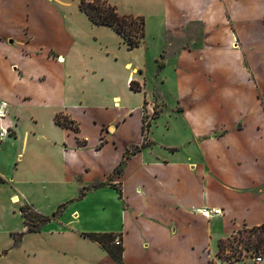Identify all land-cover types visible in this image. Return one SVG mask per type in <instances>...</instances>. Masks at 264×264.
I'll return each mask as SVG.
<instances>
[{
  "label": "crops",
  "instance_id": "obj_1",
  "mask_svg": "<svg viewBox=\"0 0 264 264\" xmlns=\"http://www.w3.org/2000/svg\"><path fill=\"white\" fill-rule=\"evenodd\" d=\"M133 1L155 18L158 46L150 51L143 39L129 50L111 29L118 47L110 43L107 71L101 54L84 50L78 31L55 14L53 0H0V101L9 105L0 127L13 130L0 142V192L7 188L15 203L20 195L19 208L35 212L40 200L33 195L52 194L69 208L110 212L108 221L92 220L89 231L119 236L123 264H205L220 241L264 226V94L257 74L264 75V8L254 31L244 33L226 0ZM233 75L246 93L206 92L209 79L221 87ZM155 105L158 116L144 135V116ZM56 116L77 130L57 125ZM145 136L148 146L114 173ZM96 183L106 186L79 198ZM196 208L222 215L205 219ZM78 220L59 219V228L42 232L49 248L44 242L35 249L33 261L115 264L81 235L88 232Z\"/></svg>",
  "mask_w": 264,
  "mask_h": 264
},
{
  "label": "rangeland",
  "instance_id": "obj_2",
  "mask_svg": "<svg viewBox=\"0 0 264 264\" xmlns=\"http://www.w3.org/2000/svg\"><path fill=\"white\" fill-rule=\"evenodd\" d=\"M80 0H53V5L56 10L54 11L61 17L62 21L70 27L72 31H78L80 35V44L85 50L93 49L97 53H100L102 56L101 63L107 71H109L110 64V43L113 47H118L117 38L114 36V40H110V31L111 29L101 27V26H92L85 16L81 14L78 10V4ZM227 5L230 11L235 14V22H233L234 27L239 31L247 33L248 31H254V27L257 25L258 21L261 18V11L264 8V0H241L236 2L235 0H226ZM116 7L119 13L120 11L131 12L132 10L136 12H141L145 20V29H144V40L149 44L150 51H156V46L158 43L154 41L153 34L157 30V22L155 18L151 16V13L146 9L141 8L137 1L133 0H111ZM42 11V9H40ZM124 14V13H122ZM126 14V13H125ZM132 14V13H127ZM134 15V14H133ZM48 22H51V19L57 21L56 15H48L45 17ZM47 24V23H46ZM159 30V29H158ZM163 30V28H162ZM198 27H194L191 31H197ZM106 31V32H105ZM161 31V30H160ZM166 31V29H164ZM170 31H174L173 29ZM158 32V31H157ZM163 32V31H162ZM166 36H164V39ZM117 44V45H116ZM211 46L215 45L211 42ZM234 48V47H233ZM255 50L259 49V44L254 46ZM171 49L167 47L164 52L165 55L169 54ZM251 55H249L250 57ZM157 59H159L157 57ZM255 60L252 61V65ZM108 63V64H107ZM153 65V63H151ZM153 68V66H152ZM154 69V68H153ZM148 70L149 67H148ZM258 79L260 82L259 92L264 94V75L261 71H257ZM155 71L149 75L148 84L153 85L155 82ZM206 92L210 95H218L220 92L222 94L230 95L235 93H246V88L240 82L236 76L229 77L227 83L223 86H219L213 78L209 79L206 83ZM262 101L264 106V96H262ZM160 106L155 105L154 111L159 112ZM153 115V114H152ZM151 115V116H152ZM151 116H144V125L147 122L151 121ZM11 138H8V140ZM9 172H12L13 165L9 167ZM7 185V184H6ZM6 189V190H5ZM17 194V193H16ZM18 195V194H17ZM20 201L22 202V197L18 195ZM60 196L57 194L49 195L46 200L38 195H33V200H40V204L34 207L36 211L47 217L49 220L44 223L40 231L36 234H26L23 228V219L19 214L20 203H15L9 201V193L7 188H4L0 192V264H36L33 261V251L37 248H40L44 242H46V247L49 248V236H42V232L51 231L52 229L59 228V219L61 220H70L79 218L78 226L80 230H86L84 232H91L93 221H108L110 219V212L106 213L100 211V209H83L76 208L73 206L69 208L71 204H66L64 208L59 211V214H56V217L53 218L52 215L56 213L58 208L63 204L58 203ZM65 205V204H64ZM29 212L35 213L34 210L29 206H24ZM77 209V217H71V211ZM93 220V221H92ZM83 234V233H82ZM264 238V229H241L237 233L233 234L230 238L222 240L218 243V250L220 246L219 257L217 256L218 250L214 258L210 259L209 264H253V259L261 256H264V252L261 250V246L258 244V240ZM53 241V240H52ZM52 248V247H51ZM213 251V250H212Z\"/></svg>",
  "mask_w": 264,
  "mask_h": 264
},
{
  "label": "trees",
  "instance_id": "obj_3",
  "mask_svg": "<svg viewBox=\"0 0 264 264\" xmlns=\"http://www.w3.org/2000/svg\"><path fill=\"white\" fill-rule=\"evenodd\" d=\"M78 10L83 13L89 22L96 26H105L112 29L115 33L121 36L124 44L127 46L129 50L137 48L140 46L144 39V29H145V20L141 16H133V15H122L118 12L117 7L111 3V0H80L78 4ZM163 59L164 56L161 55L160 61L158 63L159 68L163 67ZM130 88L133 91H137V87L133 82L130 83ZM158 113L155 112L151 116V120L156 119ZM55 123L59 126L70 128L74 131L77 130V126L74 125L73 121H70L66 117L56 116ZM151 126V122H147L143 125L142 133L146 135L149 128ZM148 146L146 142V136L144 137V142L140 147H136L128 151L123 161L115 168L114 173H120L125 165L126 160L130 155L135 154L140 149ZM0 182L2 180L0 179ZM106 186L105 183H96L90 187L82 188L80 191L79 198H81L84 193L88 190H95L98 188H102ZM66 206L62 205L58 208L56 213L52 215L53 218L56 217V214H59V211ZM28 209V208H27ZM25 207H20L19 212L23 219V224L26 228L25 233H38L41 227L47 222L49 219L37 212L32 213L31 210H27ZM256 229H264V226L253 228ZM83 237L90 239L98 243L107 253V255L113 260L115 264H123L122 261V248L115 246L113 244L114 237L116 235L111 233H83L81 234ZM222 241H220L221 243ZM258 244L261 246V250L264 252V238H260L258 240ZM220 246L217 253L219 257ZM232 264V263H229Z\"/></svg>",
  "mask_w": 264,
  "mask_h": 264
},
{
  "label": "built area",
  "instance_id": "obj_4",
  "mask_svg": "<svg viewBox=\"0 0 264 264\" xmlns=\"http://www.w3.org/2000/svg\"><path fill=\"white\" fill-rule=\"evenodd\" d=\"M9 113V105L5 101H0V120L4 119ZM13 137V130L11 128L0 127V142L8 138ZM193 213L199 215L205 219H211L213 217H218L222 215V211L218 208H196L192 209ZM115 246L121 247V238L115 236L113 240ZM262 262V257L258 256L253 259V264H260ZM205 264H209V261Z\"/></svg>",
  "mask_w": 264,
  "mask_h": 264
}]
</instances>
